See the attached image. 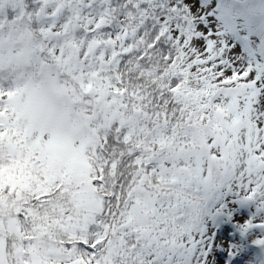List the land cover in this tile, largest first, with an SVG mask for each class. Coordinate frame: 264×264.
<instances>
[{
	"label": "snow or ice",
	"instance_id": "obj_1",
	"mask_svg": "<svg viewBox=\"0 0 264 264\" xmlns=\"http://www.w3.org/2000/svg\"><path fill=\"white\" fill-rule=\"evenodd\" d=\"M198 9L0 0V264H264V48Z\"/></svg>",
	"mask_w": 264,
	"mask_h": 264
},
{
	"label": "trees",
	"instance_id": "obj_2",
	"mask_svg": "<svg viewBox=\"0 0 264 264\" xmlns=\"http://www.w3.org/2000/svg\"><path fill=\"white\" fill-rule=\"evenodd\" d=\"M228 2H230V0H199V4L210 6L211 8L210 11H212V12H209L211 13L210 15L211 22L217 25L219 28H221L229 37L234 38L245 49L244 51L249 52L250 46L253 47L254 38H257V44H256L257 53H259L260 50L264 48V37H262L257 32L248 31L244 27H239L236 33L233 34L230 30L226 29L223 22L220 19H218V16L220 15L219 6L224 3H228ZM253 3L256 5H259L262 3V0H253ZM237 23L239 24L240 22L237 21ZM218 250L221 251V249H218ZM230 262H231V259H230Z\"/></svg>",
	"mask_w": 264,
	"mask_h": 264
},
{
	"label": "rangeland",
	"instance_id": "obj_3",
	"mask_svg": "<svg viewBox=\"0 0 264 264\" xmlns=\"http://www.w3.org/2000/svg\"><path fill=\"white\" fill-rule=\"evenodd\" d=\"M210 6H205L199 4V11H201L202 22L206 27H209V31L212 33L215 40H208V47L212 48L214 43L216 42H224L228 45L227 50L231 51L232 48H236L240 51V56L237 57L238 60L246 61L248 63H252L256 60V56L253 53H257V38H254L253 47L250 46L249 52L244 51L245 49L232 37H229L221 28L211 22V17L209 16ZM211 14V13H210ZM257 37V36H256ZM207 39V37H206ZM248 50V49H247ZM252 50V51H251ZM223 251V249H221ZM231 257L228 258L227 264H231L230 262Z\"/></svg>",
	"mask_w": 264,
	"mask_h": 264
}]
</instances>
